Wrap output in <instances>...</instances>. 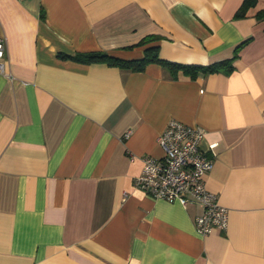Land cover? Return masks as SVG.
I'll list each match as a JSON object with an SVG mask.
<instances>
[{
  "label": "crops",
  "instance_id": "obj_1",
  "mask_svg": "<svg viewBox=\"0 0 264 264\" xmlns=\"http://www.w3.org/2000/svg\"><path fill=\"white\" fill-rule=\"evenodd\" d=\"M242 1L0 0V264H264V0L237 17ZM152 46L203 65L240 47L194 78L58 56ZM171 118L203 129L225 230L134 185Z\"/></svg>",
  "mask_w": 264,
  "mask_h": 264
},
{
  "label": "built area",
  "instance_id": "obj_2",
  "mask_svg": "<svg viewBox=\"0 0 264 264\" xmlns=\"http://www.w3.org/2000/svg\"><path fill=\"white\" fill-rule=\"evenodd\" d=\"M6 42L0 38V73L5 72ZM11 78L10 73L6 74ZM203 129L171 118L158 135L162 149L160 157L144 156L135 187L150 196L182 205L197 203L202 212L195 217L197 233L205 236L214 228L225 230L228 209L218 201L217 194L205 184V176L212 167L208 150L200 146ZM209 146V151H211Z\"/></svg>",
  "mask_w": 264,
  "mask_h": 264
},
{
  "label": "trees",
  "instance_id": "obj_3",
  "mask_svg": "<svg viewBox=\"0 0 264 264\" xmlns=\"http://www.w3.org/2000/svg\"><path fill=\"white\" fill-rule=\"evenodd\" d=\"M256 3V0H243L235 12V16L242 17L245 15L247 9L250 6H253ZM256 17L258 19H264V9L259 10L256 13ZM157 36L148 35L141 38L137 45H142L147 43L148 41L155 40ZM131 47V46H130ZM237 46L235 49V53L232 57L215 61L210 64H181L172 62L166 59L159 57L157 47H147L144 49V55L141 58L137 59H122L115 56H111L103 51H88V52H77L75 54H65L58 53V56L62 58L72 59L84 63H89L93 61L105 62L109 65L118 66L124 69H128L131 71H143L145 66L148 63L155 62L160 64L162 67L168 69L173 76H177L179 73L187 75L191 78L196 77L200 74L214 73V72H230L233 70V60L237 56L236 51L238 50Z\"/></svg>",
  "mask_w": 264,
  "mask_h": 264
}]
</instances>
